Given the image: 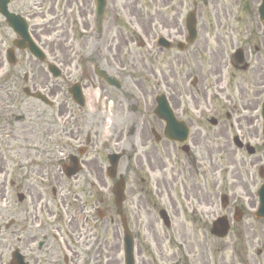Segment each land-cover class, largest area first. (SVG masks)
Here are the masks:
<instances>
[{"label":"flooded vegetation","instance_id":"af4514ba","mask_svg":"<svg viewBox=\"0 0 264 264\" xmlns=\"http://www.w3.org/2000/svg\"><path fill=\"white\" fill-rule=\"evenodd\" d=\"M199 1L196 25L206 29L201 8L214 9L217 24L206 16L202 48L171 47L168 139L165 122L153 114L155 98L142 93L140 104L134 91L129 98L126 76L109 58L117 37L140 38L102 25L120 16V25L131 26V5L106 0L113 5L108 21L105 5L96 29L92 0H5L6 13L18 21L11 26L0 10V264H101L102 258L107 264L108 241L89 239L97 228L117 236L119 223L131 235L134 256L143 248L159 254L167 245L187 249L191 259L184 255L182 264H209V242L223 248L213 264H227V248L264 254L257 239V227L264 234V219H257V192L264 188V7L262 0ZM68 12L88 41L81 52L90 57L80 58L87 68L71 69V60L42 40L66 34ZM22 26L41 60L17 46ZM183 34L179 28L173 37ZM215 35L226 36L210 42ZM97 37L108 40L105 48L96 47ZM112 155H120L114 169ZM118 182L119 214L112 205ZM91 211L104 227L91 222ZM221 223L227 234L216 238L211 232Z\"/></svg>","mask_w":264,"mask_h":264},{"label":"rangeland","instance_id":"374dc122","mask_svg":"<svg viewBox=\"0 0 264 264\" xmlns=\"http://www.w3.org/2000/svg\"><path fill=\"white\" fill-rule=\"evenodd\" d=\"M80 1V0H79ZM112 1V0H111ZM115 1V5H124L125 2L128 6H132L134 10H129L128 15H133L134 20L133 23L128 25V28H125V24L119 22V17H117L118 22L103 23V27L110 31V33L122 32L126 33L129 31H137L140 33L141 40H130L125 35L120 38L117 37L113 43L110 60L115 66L117 70L121 68L122 72L125 74L124 87L127 92V96L131 98V91H134V95L138 97V102L143 104L141 99V94L149 101L153 102V96L156 97L158 93H166L171 92V65H169V61L171 59V49L163 50L158 49L157 45H155L156 38L159 35H164L166 39L170 42L174 39L173 36L179 34V28L184 30V17L185 15L193 10V3L196 2L198 5V10L200 11V1L199 0H165V3L162 0H126L125 2H120L119 0ZM111 3H107L106 5V18L109 16V12H107V8L113 5ZM211 13L207 14L204 8H201L202 15H204V21L206 22V29L202 24L197 25L198 37L194 44L190 47L192 48H202L203 42L205 41V31H208V24L206 16L209 15V19L211 18V22L217 24V21L213 19L214 9L210 8ZM66 17H72L70 12L65 16V20L63 21V28L66 34L60 38H54L52 35H48L45 39H42L46 42V47L49 49L51 47L58 48L61 54L64 57H68L72 62L71 69H75L74 65L78 64L82 68L89 67V64L82 60L89 58L88 51L82 54L81 48H83V44L88 46V41H84L81 38L82 30L79 28L81 25L74 24L72 19L68 20ZM208 19V20H209ZM108 21V18H107ZM197 21H199L197 17ZM139 26H141L142 30L146 33V35H142L139 31ZM85 35H88L85 34ZM226 35L213 36V39H209L210 42H215L217 39L222 40V37L225 38ZM180 39V37L176 38ZM228 40V39H227ZM226 40V41H227ZM93 43V39L90 40ZM105 41H108L105 37H98L95 39L94 44L96 47L105 48ZM142 41L143 47H138V42ZM86 47V48H87ZM119 48V49H118ZM80 53V56H79ZM193 53V52H192ZM81 56L83 57L82 59ZM80 59V60H79ZM73 60V61H72ZM76 66V65H75ZM80 69V70H81ZM80 71H75L74 74L78 77ZM97 86L95 89H92V96L97 97L98 90ZM118 96V94H116ZM135 97V96H134ZM86 214V213H84ZM93 218L94 212H88V216ZM82 215H79V219H77L76 224L81 229L82 228ZM93 224H101L104 227V221H100L97 217L91 221ZM118 226V234L114 236L110 231L105 235L103 229L97 228L95 234L97 238L89 239L92 241H108L111 250L107 251L104 254L105 257L108 258L107 264H123L122 256H121V229L120 225ZM264 229V227L262 228ZM159 232L162 234V227H159ZM264 233V232H262ZM263 238V239H262ZM257 239H262V244H264V234L262 235L257 227ZM82 241V240H81ZM209 242V241H208ZM96 249V247H95ZM256 249V247H254ZM251 248H227L224 249L223 255L226 257V263L232 264L230 262L231 257H234V262L238 264H264V254L262 256H257L256 251ZM142 253L135 256V264H182L179 260H183V256L186 255L187 259H191V256L187 254V249H179V248H169L167 245L162 246L159 250V254H150L148 250L145 248L142 249ZM191 250L198 253L200 250L203 252V249L192 248ZM223 248L219 245L209 242L206 247V256L209 264H213L212 262L216 257L220 255V251ZM158 252V250H157ZM245 254L247 256L245 257ZM175 255V256H174ZM171 256V260H170ZM162 257V259H159ZM102 258V257H101ZM94 259V257H93ZM100 259V258H99ZM155 260V261H154ZM101 264H106L104 258L101 259Z\"/></svg>","mask_w":264,"mask_h":264},{"label":"water","instance_id":"95a60500","mask_svg":"<svg viewBox=\"0 0 264 264\" xmlns=\"http://www.w3.org/2000/svg\"><path fill=\"white\" fill-rule=\"evenodd\" d=\"M96 2H97V7H98V9H99V12H101L102 11V9H103V6H104V0H96ZM6 21H8L11 25H14V24H16V22H17V18L16 17H14V16H10V15H6ZM190 23H189V21L187 22V25H189ZM191 27L193 26V22H191ZM190 30V29H189ZM190 31H192V29L190 30ZM20 35H22V37L25 39V38H27V34H26V32H25V30H24V32L22 33V34H20ZM193 38H194V35H192V37H191V39H190V41H192L193 40ZM166 42L164 41L163 42V40H162V43H161V45L162 44H164L163 46H165V47H168L169 45L166 43ZM29 48L30 49V51L33 53V54H36L35 52H33L32 51V49H31V47H30V45H22V48ZM159 109L157 110L160 114H163V118H166V119H169V117H171L170 116V114L168 113V111H167V107H166V105L164 104L163 106H160V107H158ZM171 124V119L168 121V124ZM170 134V133H169ZM171 136V135H170ZM120 201H121V199H120V196L118 195V192H116L115 193V202H116V205H119V203H120ZM126 257V264H133L132 263V256H131V249H130V247H129V252L127 253V255L125 256Z\"/></svg>","mask_w":264,"mask_h":264}]
</instances>
